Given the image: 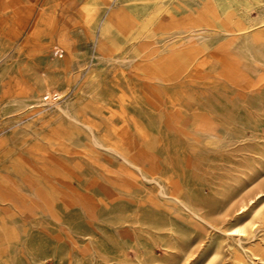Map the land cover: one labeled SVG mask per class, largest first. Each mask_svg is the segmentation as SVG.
Segmentation results:
<instances>
[{"label":"rangeland","instance_id":"1","mask_svg":"<svg viewBox=\"0 0 264 264\" xmlns=\"http://www.w3.org/2000/svg\"><path fill=\"white\" fill-rule=\"evenodd\" d=\"M86 1L30 0L21 27L0 16V264H264V0H164L112 32L141 70L93 59ZM58 106L104 143L128 121L144 177ZM176 109L208 116L213 139L173 131ZM176 180L203 222L171 199Z\"/></svg>","mask_w":264,"mask_h":264},{"label":"bare ground","instance_id":"2","mask_svg":"<svg viewBox=\"0 0 264 264\" xmlns=\"http://www.w3.org/2000/svg\"><path fill=\"white\" fill-rule=\"evenodd\" d=\"M29 1L30 0H0V16L2 14L8 17L15 16L17 19L16 25L20 27L23 26L24 14L21 10L24 4ZM165 4L166 2L164 0H88L84 2L79 9V16L87 27L90 35L96 36L95 50L92 52L93 59L125 66L132 64L137 70H141V60L135 61L134 57L130 56L117 57L113 53V47L111 45L112 32L115 31L123 37L132 35L133 30L138 26V18L146 17L152 19L159 14L161 9L163 10L162 7H164ZM156 5L157 9L150 11V9H152L153 6L156 7ZM245 49L250 55L253 56L255 54V50H253L250 45H245ZM171 102V99H167L166 102H163L156 95L150 100V103L157 109H161V107L165 105L171 106ZM58 107L70 120L79 124L87 131L95 145L104 147L108 151L119 155L124 162L123 166H131L144 177L143 170H145V168L143 164L130 152L134 148L135 143L132 140L133 132L130 129L128 121L124 120L123 125L115 131L117 136L116 140L104 143L99 138L98 129L92 122L82 119L68 106V108ZM183 111L184 110L176 109L175 116L167 118L165 121L167 126L185 139L195 140L202 137H205L208 141L213 139V126L208 116L199 112L189 117L185 115ZM133 131L138 134L142 142H147V134L137 127L134 128ZM149 175V178L157 183L161 190L165 189L157 175L153 173H149ZM172 188L173 191L170 193V197L177 205L189 213L193 218L200 219L201 221L205 220L195 204L193 194L190 190L185 188L181 181H173ZM263 191L264 188L261 192ZM261 192H256L252 197L248 198L246 202L238 208L239 212L242 214L246 210L248 204L253 203L255 199L260 197ZM256 229L255 221H251L247 225L237 224L232 227L230 234L247 235L248 231L254 234Z\"/></svg>","mask_w":264,"mask_h":264}]
</instances>
